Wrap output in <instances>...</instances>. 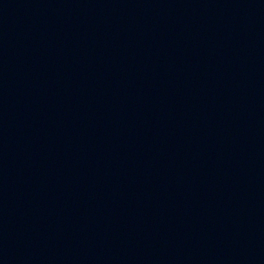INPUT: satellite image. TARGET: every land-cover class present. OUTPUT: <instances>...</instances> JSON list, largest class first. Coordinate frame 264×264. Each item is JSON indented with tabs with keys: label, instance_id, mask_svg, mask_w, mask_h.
Listing matches in <instances>:
<instances>
[{
	"label": "water",
	"instance_id": "1",
	"mask_svg": "<svg viewBox=\"0 0 264 264\" xmlns=\"http://www.w3.org/2000/svg\"><path fill=\"white\" fill-rule=\"evenodd\" d=\"M200 0H0V264H96Z\"/></svg>",
	"mask_w": 264,
	"mask_h": 264
}]
</instances>
